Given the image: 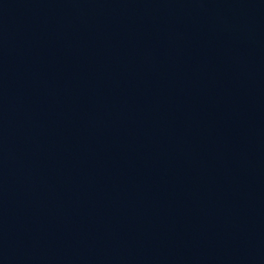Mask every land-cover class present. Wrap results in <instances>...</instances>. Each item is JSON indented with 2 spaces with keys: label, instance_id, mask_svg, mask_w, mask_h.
I'll return each instance as SVG.
<instances>
[{
  "label": "water",
  "instance_id": "water-1",
  "mask_svg": "<svg viewBox=\"0 0 264 264\" xmlns=\"http://www.w3.org/2000/svg\"><path fill=\"white\" fill-rule=\"evenodd\" d=\"M0 264H264V0H0Z\"/></svg>",
  "mask_w": 264,
  "mask_h": 264
}]
</instances>
